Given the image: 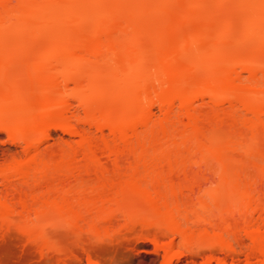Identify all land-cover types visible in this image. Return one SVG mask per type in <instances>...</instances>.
I'll list each match as a JSON object with an SVG mask.
<instances>
[{"label": "bare ground", "instance_id": "1", "mask_svg": "<svg viewBox=\"0 0 264 264\" xmlns=\"http://www.w3.org/2000/svg\"><path fill=\"white\" fill-rule=\"evenodd\" d=\"M204 98L212 105L205 113L198 106ZM53 128L78 139L38 150ZM0 132L25 144L24 158L0 166L4 194H17L24 208L28 198L45 205L16 212L1 194L0 221L26 214L21 227L41 238L49 218L84 221L80 206H94L101 223L133 206L148 214L149 225L163 223L160 236L189 237L180 216L212 227L195 234L224 258L210 250L203 264L214 256L215 264H228L241 231L249 240L244 264H264V198L241 190L254 180L229 167L241 153L252 158L264 185V0H0ZM102 156L111 159L110 170ZM196 157L218 170L190 185L230 186L223 202L197 199L208 216H182L180 200L141 191L139 185H175L166 173ZM74 172L93 175L99 188L88 197L50 189ZM224 202L230 210L214 217L209 209ZM253 212H261L256 220Z\"/></svg>", "mask_w": 264, "mask_h": 264}, {"label": "rangeland", "instance_id": "2", "mask_svg": "<svg viewBox=\"0 0 264 264\" xmlns=\"http://www.w3.org/2000/svg\"><path fill=\"white\" fill-rule=\"evenodd\" d=\"M202 102L203 104L205 103L206 105L207 104L208 105L207 106L202 105L201 104ZM202 102L198 101V104L199 103L201 104V105L200 104L198 105L201 111H202V108H204L202 112L204 111L209 112V110L206 111L205 109L211 108L212 105L209 104L210 100H208L207 98H204ZM225 106L227 107V105H224L223 107ZM76 107L77 105L75 106V103L73 102V105L71 107V112L77 109ZM238 108H237L238 110L236 111L240 114L241 109L240 107ZM176 109L177 107H175V110ZM153 114H154L153 117L155 118V120L160 115L156 107L155 108L153 107ZM241 114L243 113L241 112ZM80 125L81 124H77V127L84 128V130H87V133H91L90 134L91 136L93 135L99 136V133L95 131L94 128L88 127L86 125L82 126L83 124L81 126ZM105 132L104 134H107V131ZM77 139L78 138L76 136L70 135L60 129L53 128L50 131L49 139L45 143H43V145H40L38 150L42 151L43 149L44 150L47 149V147H51V146L55 147L57 143L61 144V143L70 142L71 144H73L77 141ZM24 145L25 144H23V142L17 141L16 139L9 137L4 132H0V166L8 164L10 160H12L13 158L14 159L24 158L25 156L24 154L25 146ZM261 145L264 146V143H262ZM235 155H238V154H235ZM239 155L240 157L238 158L240 159L242 158V161L236 158L237 159L236 161L234 162L230 161L229 167L235 171H238V170L243 171L244 175L242 178H244L245 181L246 180L248 181L249 179L254 180L255 185H256V186H253L254 184L249 185V186L240 185V189L241 190H247V189L251 190L254 196L256 195L257 197L261 196L260 198L262 199L260 198L259 199L263 201L264 185L262 181H260L261 179L258 178L259 177V175L257 174L258 171L252 167L251 165L252 161L251 163L249 162V160H252V158L250 159L248 158L249 160L247 161L246 157L242 156L243 155L242 153ZM101 160H102L101 162L105 165V167L110 170L112 167L111 159L110 158L106 159L105 157L102 156ZM121 160H123L121 161V164L124 163V166H125L126 160H124V158H122ZM195 160L196 161L186 160L180 163L179 165H177V167L174 168V171L172 173L170 174L166 173L167 178L172 180L175 185H139L141 191H144L145 193H148L150 195H156V196L160 195V197L165 196V199H167L168 201L173 200L174 198H176L177 200H180L181 203L180 201H178L180 206L177 210H178V213L183 214V215L181 214L182 216L186 215L185 213L187 214L189 213L192 216L195 214L198 215L197 213H201V216L204 214L208 216L207 215L208 208H206V206L204 205H201L202 207L204 206V209H203L199 205V202L197 199L201 198V200L203 199L206 202L208 201L210 203L209 201L210 198L212 196H215L217 200L219 199L220 202H223L224 194L226 193V191L229 190L230 186L229 185H190L191 182H194V181L199 182L202 180L203 176L205 175L207 176V174L211 176V173H214L216 172V170H218V166L216 163L214 164L215 165L214 166L212 163H207L206 160L201 162L198 157H196ZM76 173H79V172H74L75 175L73 174L72 175L73 177H69L68 181L66 180L67 182H65L66 184L64 183L63 185H52L51 186L52 188L50 189H52L53 191L57 190L59 192L61 189L64 192L70 191L71 193L69 194L72 196L73 194H75L74 196H77V195L82 196V193L79 192V190L80 191L82 190V192L84 190L83 195L86 196V192H87V197H88L91 194V191L93 190V188H95L98 185H92V183L94 184L93 175L89 176L81 172L79 174H76ZM44 186L45 185H43V187ZM117 186L116 188H118V190L122 188L121 185H119L118 187ZM97 188H99V186ZM108 188H107V191L109 193L110 188L109 190ZM43 189L46 190L47 188H43ZM4 190L5 189L1 187L0 185V191H1L0 195L2 194L1 196H3L7 194L6 198L7 200L11 201V203L13 202V209L16 212H22L26 208L27 212L29 213V210H30V213L32 214L34 209L36 210L37 207L43 205L42 203L35 205L32 203V200L28 198L25 208H24L22 205L18 203L17 194H13L14 192H11L10 190H7L10 192H6L4 194ZM112 190H114V188ZM72 191H77V192L72 193ZM36 192H33L31 194H34L33 196L35 195L38 196ZM38 194L44 195L45 193L43 194L42 190L40 191V188H39ZM221 204H220L221 206L220 208L218 206L217 208L211 207V209H209L213 211V212L210 211L213 214V216L214 214L216 216V214H218L219 212L226 211L229 208V206L225 202ZM113 206H112L113 208L112 207L111 208L109 207V208L112 210H115L114 209L115 205ZM78 208H81L79 210L82 213H85L84 215L86 218L84 221L78 223L77 226H75L71 222L67 223L66 220L64 221L60 219L49 218L43 221L44 223V225H42L43 236L41 238H40V236L42 235L41 233H40L41 235L40 234L37 235L34 231L26 232V229L24 228L25 225L21 227L23 223L25 222L26 224L29 223L28 221L30 219L27 220V217H25L26 214L23 217L19 215L21 217L20 218V217H17L18 214L15 213L13 215L14 217L12 216L13 218H11V220L9 219L5 222L0 221V260H7L11 264H17L18 262H20V259L22 260L21 264H88V263H91V264H165V256L169 254L173 256L171 264H203L209 252L211 254L210 250L214 251L213 253H215L211 255H216V257H219V258L221 257V259L224 258L223 257L224 253H222V251H219L220 249H218L216 246H214L215 248L212 247L214 249L207 250L208 246L211 245L210 244L211 240H208L204 237H203L204 238L203 240V238L197 237L196 234L197 232H199L198 230H200L201 227L202 229L204 228V230H206L207 228L208 229L207 231L208 232L211 231L210 233H212V230H211L212 227L208 225H204L202 223L201 224L204 227L201 224L198 225L197 224L198 221L196 223H193L194 221H192V223L195 226H192L193 224L190 222L191 223V226H190V223L189 222L184 223V221L182 220L183 219L185 220V218L180 216V218H183L182 220L180 219L182 226L185 229H187L186 235L187 236L188 234L190 235L187 238H182V236L178 237V235H171L169 233H168L169 235L167 233H163L160 236L159 233L164 232L163 223H161L162 225L160 223L156 225L154 224L153 226L149 225V221H148L149 219L148 220L146 219V217L148 218V214L146 215L144 213L137 214L133 206L127 207V209L125 210L126 214L124 210L121 211V213L124 212L123 213L124 215L114 212L115 213L114 215L117 214L115 218H113L112 221L106 222V223L104 222L101 223V222H97L94 220L95 215H96L95 213L96 209H94L95 208L94 206L87 204V207L83 206L82 208V206H80ZM116 208L118 207L116 206ZM205 208H206V211H205ZM119 209L118 211H120ZM112 210H108V211L110 212ZM236 210L237 209H235L234 211ZM211 213H209V215ZM260 213L261 212H259V214ZM263 213L264 211L262 212V216H264ZM31 214L30 216L27 214L29 218L33 216ZM189 214L187 215V217L193 218L192 216H189ZM252 214H253L252 217L255 220L257 216H259L258 212H253ZM22 218H26L27 221ZM191 220L188 219L187 221H191ZM92 224H95V229L93 231H90L89 227ZM189 229L192 230L191 233ZM193 231L194 233H192ZM200 232H202V230ZM241 233L243 232L241 231L239 234L240 240H237L239 242H234V241L232 242V245L235 248L234 251L235 253L237 252L236 255L233 256L232 259L230 257L225 258L226 259L225 261L228 264H231V263L244 264L245 262L244 252H245L246 247L249 245V240ZM191 234L193 235L191 236ZM205 246H207V248H205ZM216 251H219V252H216ZM177 255H178V260L174 259V257ZM213 259L211 260V263L215 264L216 262L214 263L213 261L217 259H214V260Z\"/></svg>", "mask_w": 264, "mask_h": 264}]
</instances>
